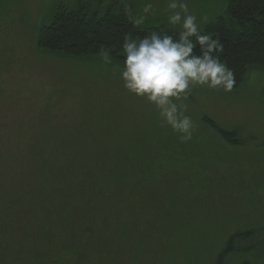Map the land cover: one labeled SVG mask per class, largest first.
<instances>
[{
    "label": "rangeland",
    "instance_id": "374dc122",
    "mask_svg": "<svg viewBox=\"0 0 264 264\" xmlns=\"http://www.w3.org/2000/svg\"><path fill=\"white\" fill-rule=\"evenodd\" d=\"M77 1L0 0V138L12 141L17 160L30 168L24 180L32 179L11 182L10 174L0 176V191H8L10 206L16 209L15 218L0 211V228L5 229L1 235L14 248L29 243V250L42 254V264L47 262L42 252L47 238L41 245L30 240L31 227L18 215L35 210L34 199H26L30 186L55 194L68 172L79 174L80 162L75 168L66 165L65 175L58 169L62 175L56 180L58 161L51 155L60 153L69 160L68 155L79 153L89 160L102 159V168L115 173L118 181H128L125 195L130 202L122 205L137 211L123 215L124 222L142 225L151 240L143 248H90L82 254V248L66 246L64 252L56 238H48V264H216L219 256L222 264H264V241L251 250L225 254L234 234L264 228V70L249 69L229 93L193 88L183 103L194 132L191 140L182 142L152 104L123 87L115 62L105 65L100 56L75 58L39 49L40 32L56 9L73 8ZM86 1L94 3L92 12L115 8L133 16L146 2ZM152 2L157 14L143 26L171 30L167 0ZM187 2L199 30L223 15L226 7L225 0ZM217 130L232 135L224 137ZM30 139L35 142L30 144ZM69 203L77 207L78 201ZM62 211L58 208L53 216ZM106 217L112 229L124 223L120 214ZM99 234L103 236L99 231L96 237ZM151 244L155 247H148ZM2 260L18 264L10 257Z\"/></svg>",
    "mask_w": 264,
    "mask_h": 264
},
{
    "label": "trees",
    "instance_id": "16d2710c",
    "mask_svg": "<svg viewBox=\"0 0 264 264\" xmlns=\"http://www.w3.org/2000/svg\"><path fill=\"white\" fill-rule=\"evenodd\" d=\"M225 3L223 15L199 30V34L209 35L223 45L224 51L218 55L221 62L234 71L236 84L233 89H235L242 83L249 69L257 67L264 70V0H225ZM93 4L86 0H80L75 2L73 8L58 7L51 16L49 24L40 32L39 49L43 52L66 53L75 58L99 56L101 49H111L112 61L123 66L121 45L125 35H131L133 39H140L148 35L150 31L173 34L172 30L162 26L136 28L125 10L117 12L115 8H108L103 14H99L100 8H98L97 11L92 12ZM191 39L195 41L196 38L192 37ZM195 52L197 55L200 54L199 47ZM217 131L224 137L232 135L220 130ZM5 140L0 138V176L3 178L4 174L7 173L12 178L11 182L19 180L25 183L28 179L24 180L23 176L29 172L30 168H28V164H24L23 161L21 164L17 160L19 155H17L12 141ZM31 142H35V140L30 139L29 143L31 144ZM20 143L22 142L16 141L18 146ZM29 143L25 144L26 147ZM17 149L18 147H16ZM50 158L58 161V166L55 169L58 176L55 177L56 180H59L66 165L70 168L72 166L73 168L77 167L74 165L75 163L80 162L82 165L78 164L77 171L79 174L73 173V171L68 172L71 177L68 176L63 180L64 186L55 194L53 190H33L34 187L30 186V195L26 196V199L30 197L34 199L35 210L30 208L25 215H18L19 220L25 226L31 227L32 232L28 231L30 240L41 245L47 238L45 240L46 246H43L44 250L42 251L45 252L43 255L47 261L45 264L49 263L46 255L47 248H49L48 242H50L48 238L53 237L56 238L57 246L63 248L62 251L66 252L65 246L68 249L71 247L82 248L79 249L82 254L90 248H143L147 245L150 234L147 235L142 230V225L128 226L125 224L126 220L123 215L134 214L137 211L131 206L127 209L122 205L124 202H130L125 195L126 187L129 185L126 179L123 182L118 181L115 173H109L106 167L102 168L104 164L100 158L89 160L79 153L68 155L69 160L60 153H53ZM66 161L69 163L66 164ZM45 164L48 166L46 162ZM58 169H63L62 174H59ZM28 181L32 182V179ZM112 182L116 183V187L110 184ZM149 184H153V178H150ZM2 185L3 181L0 182V186ZM143 195L145 194H141L139 198H142ZM70 200H77V207L73 206L76 204L69 205ZM58 208L63 209L62 215L55 218L53 215ZM0 211L15 218L16 209L14 211L10 206V194L7 190L0 191ZM108 214H120V223L121 221L125 222L112 229L111 225L106 224V215ZM58 220H61L62 223ZM14 223L17 224V222ZM6 229L10 231L7 225ZM13 229H16L14 224ZM2 230L5 231V229L0 228V240H2L0 241V264H5L2 259L7 261L9 257L18 264H26V260L28 264L43 263L41 262L42 254L39 251L34 253L29 250L31 247L29 243H24L27 246L23 247H11V241H6L5 235H1ZM111 230L113 231L110 234L114 235L112 239L109 236ZM99 231H102L104 237L101 234L96 237V233ZM152 237L153 239L156 238L155 236ZM16 241L19 239L17 238ZM155 241L157 242V239ZM263 241L264 228L236 233L229 240L225 254L251 250L256 246V243H263ZM148 247L155 246L151 244ZM73 255H76L75 252L69 258L70 261ZM222 261L221 256H219L216 264H222Z\"/></svg>",
    "mask_w": 264,
    "mask_h": 264
},
{
    "label": "clouds",
    "instance_id": "9594fccd",
    "mask_svg": "<svg viewBox=\"0 0 264 264\" xmlns=\"http://www.w3.org/2000/svg\"><path fill=\"white\" fill-rule=\"evenodd\" d=\"M165 11L173 34L150 31L140 39L125 35L121 45L123 66L114 68L123 87L152 104L163 124L186 142L192 139L194 123L183 101L195 87L231 92L236 84L235 73L221 62L218 54L224 51L223 45L209 35L199 34L198 18L189 11L187 0H167ZM156 14L155 4L146 0L140 14L129 13V19L140 28ZM111 52L101 49L99 53L105 65L112 64Z\"/></svg>",
    "mask_w": 264,
    "mask_h": 264
}]
</instances>
